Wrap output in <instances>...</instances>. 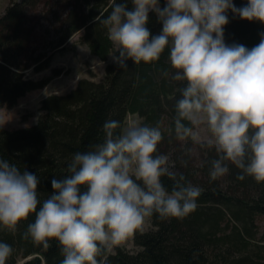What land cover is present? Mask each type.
Segmentation results:
<instances>
[{
    "label": "clouds",
    "instance_id": "9594fccd",
    "mask_svg": "<svg viewBox=\"0 0 264 264\" xmlns=\"http://www.w3.org/2000/svg\"><path fill=\"white\" fill-rule=\"evenodd\" d=\"M229 11L264 24V0L239 6L233 0H111L107 16L98 19L113 44L109 56L120 68L129 59L156 61L168 48L170 79L183 82L174 131L183 140L193 132L185 120L206 124V144L217 153L211 179L226 174L231 162L241 170L238 178L264 181V31L251 47L226 42ZM150 12L161 24L158 32L147 26ZM119 126L106 119L103 140L73 153L66 174L52 176V190L43 199L37 173L0 156V228L14 230L34 213L23 235L45 248L54 238L63 253L59 264H110L99 258L103 250L125 240L153 213L168 218L193 211L199 185L184 182L183 173L171 190L161 181L163 175L177 177L166 166L167 155L156 152L161 129L135 120L117 132ZM11 252L0 239V264Z\"/></svg>",
    "mask_w": 264,
    "mask_h": 264
},
{
    "label": "trees",
    "instance_id": "16d2710c",
    "mask_svg": "<svg viewBox=\"0 0 264 264\" xmlns=\"http://www.w3.org/2000/svg\"><path fill=\"white\" fill-rule=\"evenodd\" d=\"M233 2L239 6L246 0ZM110 10L111 0H8L0 13V107L12 106L20 96L45 86L50 76L31 78L25 71L47 68L53 52L63 49L77 32L92 55L107 60L112 41L98 18ZM228 15L226 42L248 47L259 42L264 24L230 11ZM147 26L153 33L161 27L151 12ZM41 36L47 38L49 51L38 49ZM172 71L167 47L153 62L129 59L127 67L120 68L111 60L99 80L81 77L68 92L45 95L33 124L13 129L0 125V156L36 172L37 193L43 199L52 190V176L66 174L73 153L103 140L106 119L120 121L118 132L128 114L136 115L139 123L161 129L156 152L166 154V166L177 173L175 178L161 177L166 189L171 190L183 173L184 182L199 185L202 191L197 207L183 217L160 218L156 213L148 217L150 227L130 235L135 250L117 245L113 251L105 248L99 258L107 257L110 264H264V236L257 237L256 226L257 216L264 217V181L238 178L241 170L231 162L226 174L210 178V161L217 156L214 148L191 135L181 140L175 134L174 104L183 82L171 80ZM58 73L52 69L53 75ZM184 122L193 128L190 121ZM33 218L30 213L14 230L0 228V239L12 246L5 264H59L63 258L54 238L45 248L23 235Z\"/></svg>",
    "mask_w": 264,
    "mask_h": 264
},
{
    "label": "rangeland",
    "instance_id": "374dc122",
    "mask_svg": "<svg viewBox=\"0 0 264 264\" xmlns=\"http://www.w3.org/2000/svg\"><path fill=\"white\" fill-rule=\"evenodd\" d=\"M8 0H0V13L4 9ZM44 25H47L44 22ZM50 29V28H49ZM42 30V29H41ZM40 30V34H44ZM53 31L50 33L53 34ZM79 32L70 37L67 44L63 49L53 52L49 66L41 71L33 72L31 69L25 71V75L31 78H41L50 76L48 83L37 89H33L24 95L20 96L12 106L0 107V125L4 128L13 129L18 127L29 126L33 124L38 115L41 113L40 101L49 93L63 94L68 92L74 87L76 81L81 77L92 78L93 80H99L103 75L104 66L107 62L111 61V57L108 55L107 60L102 61L89 52L88 47L79 42ZM43 36H41L42 38ZM47 38L37 42V47L41 51H49L50 45L46 42ZM113 44L112 50L113 51ZM109 53V54H110ZM59 70L57 75L52 74V69ZM135 120L139 122V118L136 115L128 114L126 117L125 126L129 121ZM193 125V132L191 136L196 142L207 141L209 132L206 124L200 122ZM124 126V127H125ZM168 157V156H167ZM169 162V157L166 164ZM257 237L264 236V217L257 216ZM150 227L149 219L146 218L142 228L146 229ZM118 246H123L128 250H135L131 236L129 235L125 240L121 241ZM115 245V246H117ZM107 248L108 251H113L114 247Z\"/></svg>",
    "mask_w": 264,
    "mask_h": 264
}]
</instances>
